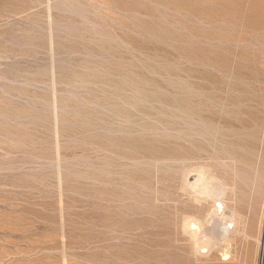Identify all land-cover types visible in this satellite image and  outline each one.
Masks as SVG:
<instances>
[{"label":"rangeland","instance_id":"1","mask_svg":"<svg viewBox=\"0 0 264 264\" xmlns=\"http://www.w3.org/2000/svg\"><path fill=\"white\" fill-rule=\"evenodd\" d=\"M0 264H264V0H0Z\"/></svg>","mask_w":264,"mask_h":264},{"label":"bare ground","instance_id":"2","mask_svg":"<svg viewBox=\"0 0 264 264\" xmlns=\"http://www.w3.org/2000/svg\"><path fill=\"white\" fill-rule=\"evenodd\" d=\"M227 144V143H226ZM228 145V144H227ZM233 146V145H232ZM226 147H230V145L229 146H226ZM233 149V148H232ZM237 149V148H236ZM234 150V149H233ZM232 152V151H231ZM236 152H238V151H236ZM235 153V152H234ZM224 164H226V165H230L231 163H227V162H224ZM238 164H236L235 162H233V164H232V166H233V169L235 170V176H237V178H239L238 176L240 175V171L241 170H239V167H241V165L238 167L237 166ZM257 172V171H256ZM258 173V172H257ZM247 174V173H246ZM189 175H191V174H189ZM241 176V175H240ZM234 177V176H233ZM241 177H244V175L243 176H241ZM250 177V176H249ZM217 176L215 175V174H213L211 171H210V169L207 167V166H204V165H202V166H200V168L198 169V173H197V175H196V177H195V180H193V181H188V184H189V186L191 187V188H193V189H195L196 191H200L201 192V194H203L204 196H207V197H211V198H215V199H218V200H220V204H221V206H222V208H221V211L219 210V207L217 206V208L215 207V209L212 211L213 212V214L214 215H218V216H220L222 219H226V213L224 212L225 210V202H224V197H225V195H226V189L228 188V185L230 184V182H228V181H226V180H223L222 179V183H219L218 181H217ZM220 179V178H219ZM218 179V180H219ZM245 179H248V177L247 178H245ZM240 180V179H239ZM242 180V179H241ZM236 183V182H235ZM234 183V184H235ZM245 183V182H244ZM247 184H248V182H247ZM249 184H250V182H249ZM252 185V184H251ZM254 185V184H253ZM261 186H262V183H261V181L259 180L258 181V190H260V188H261ZM257 187V186H256ZM253 188H254V186H253ZM256 189V191H258L257 190V188H255ZM212 215V214H211ZM213 215V216H214ZM212 216V217H213ZM234 216V212L232 213V215H231V217H233ZM228 221H230L231 222V220H228ZM199 222V221H198ZM198 222H197V219L196 220H194V219H192V220H190V222L188 223V225L190 226H192L191 228H193V231H192V233L193 232H195L196 230V225H199L198 224ZM200 223V222H199ZM224 225H225V223H223ZM187 225V227H189ZM221 225V224H220ZM234 225V224H233ZM223 226V225H222ZM196 227V228H195ZM200 227V226H199ZM226 228H230V227H228L227 225L225 226ZM195 228V229H194ZM224 228V227H223ZM197 230H199V229H197ZM200 231V230H199ZM230 231V230H229ZM224 234V233H223ZM222 234V235H223ZM228 235V234H227ZM198 236V235H197ZM197 236H196V238H197ZM195 237V236H194ZM193 237V238H194ZM200 236H198V238H199ZM203 238V237H202ZM196 240V239H195ZM198 241V240H197ZM202 242H204V241H202ZM198 243V242H197ZM196 243V244H197ZM208 246V245H207ZM205 248V247H204ZM228 255V254H227Z\"/></svg>","mask_w":264,"mask_h":264}]
</instances>
